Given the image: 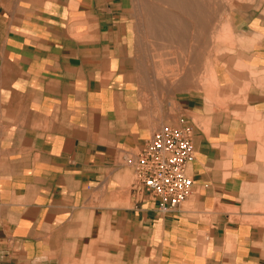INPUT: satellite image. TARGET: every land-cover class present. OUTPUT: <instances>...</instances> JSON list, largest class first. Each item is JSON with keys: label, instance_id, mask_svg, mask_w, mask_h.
Masks as SVG:
<instances>
[{"label": "crops", "instance_id": "crops-1", "mask_svg": "<svg viewBox=\"0 0 264 264\" xmlns=\"http://www.w3.org/2000/svg\"><path fill=\"white\" fill-rule=\"evenodd\" d=\"M137 25L135 0H0V264L92 245L117 264H264V0L234 11L212 85L171 98L141 73ZM165 125L194 128L175 211L133 190Z\"/></svg>", "mask_w": 264, "mask_h": 264}, {"label": "rangeland", "instance_id": "rangeland-1", "mask_svg": "<svg viewBox=\"0 0 264 264\" xmlns=\"http://www.w3.org/2000/svg\"><path fill=\"white\" fill-rule=\"evenodd\" d=\"M260 1L200 0L201 3L194 10L197 21L190 24L186 15H181L166 4L160 5L154 0H135V16L138 19L137 58L146 82L151 88L161 90L167 98L212 85L210 71L221 46L230 37V20L234 11L253 8ZM158 13H178L179 16L169 24L166 21L158 24L152 19ZM165 28L170 35L158 40L154 34L158 33V36ZM191 75L192 81L187 85ZM179 83L187 86L179 88ZM70 264L117 263L110 259L104 249L92 245L78 258L72 259Z\"/></svg>", "mask_w": 264, "mask_h": 264}, {"label": "built area", "instance_id": "built-area-1", "mask_svg": "<svg viewBox=\"0 0 264 264\" xmlns=\"http://www.w3.org/2000/svg\"><path fill=\"white\" fill-rule=\"evenodd\" d=\"M192 125H165L148 139L135 159L133 190L157 200L163 211L178 210L192 195L188 168L196 160Z\"/></svg>", "mask_w": 264, "mask_h": 264}, {"label": "bare ground", "instance_id": "bare-ground-1", "mask_svg": "<svg viewBox=\"0 0 264 264\" xmlns=\"http://www.w3.org/2000/svg\"><path fill=\"white\" fill-rule=\"evenodd\" d=\"M150 1V0H149ZM157 4H166L169 7H172L173 10L178 11L179 13H181V15H186L187 18L190 19V24H194L197 21V18L195 17L194 14V10L196 7L199 6V4L201 3L200 0H154ZM204 1V0H203ZM206 1V0H205ZM170 9V8H169ZM174 13V11H173ZM173 13L171 14H161L158 13L157 15H154V18L152 16V19L156 21V23L160 24L163 21H166L168 24L171 23L172 21H176V18L179 16L178 13L177 15H173ZM142 17V16H141ZM186 18V17H185ZM186 18V19H187ZM142 19V18H141ZM187 19V20H189ZM194 26V25H193ZM193 28V27H192ZM167 28L162 29V33H160L158 36L156 34H154L156 36V38L158 40H162L161 37L163 36H169L170 32L166 31ZM203 30V29H202ZM193 31V29H192ZM191 31V32H192ZM164 38V37H163ZM166 38V37H165ZM205 38V37H204ZM200 58V57H199Z\"/></svg>", "mask_w": 264, "mask_h": 264}]
</instances>
